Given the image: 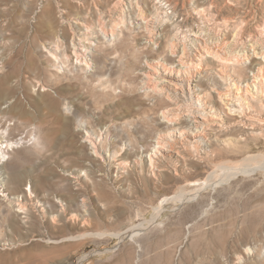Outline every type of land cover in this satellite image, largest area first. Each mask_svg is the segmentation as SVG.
<instances>
[{
  "label": "rangeland",
  "instance_id": "obj_1",
  "mask_svg": "<svg viewBox=\"0 0 264 264\" xmlns=\"http://www.w3.org/2000/svg\"><path fill=\"white\" fill-rule=\"evenodd\" d=\"M5 140L0 264H264V0H0Z\"/></svg>",
  "mask_w": 264,
  "mask_h": 264
},
{
  "label": "bare ground",
  "instance_id": "obj_2",
  "mask_svg": "<svg viewBox=\"0 0 264 264\" xmlns=\"http://www.w3.org/2000/svg\"><path fill=\"white\" fill-rule=\"evenodd\" d=\"M224 99L225 98H223V100ZM224 102H225V100H224ZM19 144H21V142H19V140H16L15 142H10V141H6V140H5V142H0V154L6 156L7 153L9 152V150L17 148L19 146Z\"/></svg>",
  "mask_w": 264,
  "mask_h": 264
},
{
  "label": "water",
  "instance_id": "obj_3",
  "mask_svg": "<svg viewBox=\"0 0 264 264\" xmlns=\"http://www.w3.org/2000/svg\"><path fill=\"white\" fill-rule=\"evenodd\" d=\"M239 172H243L242 170H239Z\"/></svg>",
  "mask_w": 264,
  "mask_h": 264
}]
</instances>
